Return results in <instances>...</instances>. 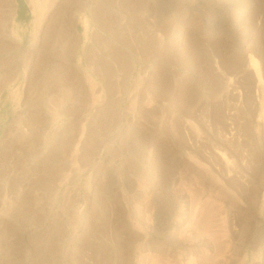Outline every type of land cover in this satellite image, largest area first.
Wrapping results in <instances>:
<instances>
[{
    "label": "rangeland",
    "instance_id": "rangeland-1",
    "mask_svg": "<svg viewBox=\"0 0 264 264\" xmlns=\"http://www.w3.org/2000/svg\"><path fill=\"white\" fill-rule=\"evenodd\" d=\"M0 1V264H264V0Z\"/></svg>",
    "mask_w": 264,
    "mask_h": 264
},
{
    "label": "bare ground",
    "instance_id": "bare-ground-1",
    "mask_svg": "<svg viewBox=\"0 0 264 264\" xmlns=\"http://www.w3.org/2000/svg\"><path fill=\"white\" fill-rule=\"evenodd\" d=\"M4 1V0H3ZM53 1V0H52ZM1 2V1H0ZM57 2V1H56ZM65 2L67 3V2H69V4L68 5H72V4H74V3H72L71 2V4H70V1H66L65 0ZM3 3V2H2ZM1 3V4H2ZM7 3V1L5 2V4ZM10 3V2H9ZM76 3V2H75ZM4 4V5H5ZM8 4V3H7ZM52 4H55V3H52ZM77 4V3H76ZM48 5V4H47ZM54 6V5H53ZM65 7H66V5H64ZM79 6V5H78ZM77 6V7H78ZM74 7V6H73ZM45 8V7H44ZM47 8V7H46ZM45 8V9H46ZM67 8V7H66ZM70 7H68V10H70L69 9ZM81 8V7H80ZM77 9V8H76ZM52 10V9H51ZM64 10H65V8H64ZM61 11V14H62V12H66V11ZM67 10V9H66ZM75 10V9H74ZM1 11V10H0ZM3 11V10H2ZM8 11V10H7ZM50 11V10H49ZM49 11H48V13H49ZM73 11V10H72ZM80 11V13L78 12V11H75V13L77 12L78 13V16H76L77 14H75V16L76 17H78L79 18V20L81 21V23L83 24V26H84V28H85V32L88 30V28H89V22H88V20H87V18L85 17V16H83L82 14H81V12L83 13L84 12V9L83 10H79ZM69 13L71 12V11H68ZM13 13H14V11H13ZM47 13V14H48ZM72 13V12H71ZM0 14H1V12H0ZM64 14V13H63ZM65 14H67V12L65 13ZM95 14V13H94ZM69 15H72V14H69ZM59 17V16H58ZM58 17H57V20H58ZM70 17V16H69ZM72 17V16H71ZM70 17V18H71ZM61 18V17H60ZM64 18V17H63ZM52 19H53V16H52ZM67 19H68V17H67ZM75 19V18H74ZM61 20V19H60ZM73 20V19H72ZM76 20V19H75ZM75 20H73V21H75ZM67 21V20H66ZM68 21H70V20H68ZM73 21H71L70 23L73 25ZM80 21H77V22H80ZM55 22H57V21H55ZM62 22V21H61ZM60 22V23H61ZM76 22V21H75ZM58 24L59 23H57V24H55L56 26H58ZM62 24V23H61ZM70 24V25H71ZM50 25V24H49ZM54 25V24H53ZM55 25H54V27H55ZM69 25V24H68ZM2 26V25H1ZM63 26V25H62ZM62 26H60V27H62ZM4 27V26H3ZM53 27V29H56V28H54ZM63 28H64V26H63ZM57 29H58V27H57ZM64 30L66 31V32H68L69 31V29L68 30H66V28H64ZM71 30V29H70ZM72 31V30H71ZM3 32V31H2ZM53 32H55V31H53ZM60 32H62V31H60ZM60 32H58V33H60ZM49 33H51V30H50V32ZM89 33V32H88ZM54 33H52V35H53ZM56 34V33H55ZM65 34V33H64ZM86 34V33H85ZM51 35V36H52ZM54 36V35H53ZM74 36V35H73ZM86 36V35H85ZM58 37H59V34H58ZM63 37V36H62ZM48 38H49V36H48ZM48 38H47V40H48ZM54 38V37H53ZM52 38V39H53ZM50 39V38H49ZM11 40H12V42H17V41H15V40H13V38H11ZM51 40V39H50ZM76 40V39H75ZM78 40V39H77ZM44 41V40H43ZM71 40H69V42H70ZM56 42V41H55ZM68 42V43H69ZM77 42V41H76ZM75 42V43H76ZM52 43V42H51ZM61 43V42H60ZM73 43H74V41H73ZM53 44H54V42H53ZM72 44V43H71ZM77 44V43H76ZM16 45V44H15ZM59 45V44H58ZM65 45V44H64ZM18 46V45H17ZM72 46L73 47H75L76 48V46H74L73 44H72ZM72 46H70V48L72 47ZM8 47H9V45H8ZM45 47V46H44ZM32 48H34L33 46H32ZM50 48V47H49ZM55 48V47H54ZM54 48H52V49H54ZM61 48V47H60ZM68 48V47H67ZM34 49H36V48H34ZM52 49H51V51H52ZM64 49V48H63ZM65 49H66V47H65ZM56 50V49H55ZM72 50V49H71ZM74 50V49H73ZM72 50V51H73ZM3 51V50H2ZM50 51V50H49ZM67 51V50H66ZM65 51V52H66ZM32 52H33V50H32ZM45 52H48V50L47 51H45ZM56 52H58V51H56ZM35 53V52H34ZM49 53H51V52H49ZM68 54H69V52H67ZM39 54V53H38ZM41 54H42V52H41ZM43 54H45L44 52H43ZM54 54V53H53ZM71 54V53H70ZM20 55H21V52H20ZM46 55V54H45ZM49 55H52V54H49ZM72 55V54H71ZM31 56V55H30ZM55 56H56V58H57V56L58 55H56L55 54ZM62 56V55H61ZM65 56V55H64ZM73 56V55H72ZM43 57V56H42ZM52 57H54L53 55H52ZM17 58V57H16ZM48 58V57H47ZM18 59V58H17ZM49 59H51V58H49ZM54 59V58H53ZM18 60H20V59H18ZM43 60H47V59H44L43 58ZM9 61V60H8ZM12 61V60H11ZM249 61H250V67L254 70V72H255V74H256V76H257V78L259 79V80H261V73H260V70H259V66H258V63H257V61H256V59H254L253 58V56L252 55H250V59H249ZM42 62V61H41ZM47 62H49V60L47 61ZM46 62V63H47ZM20 63V62H19ZM23 63V62H22ZM45 63V62H44ZM1 64V63H0ZM6 64V63H5ZM4 64V65H5ZM8 64V63H7ZM12 64H13V62H12ZM21 64V63H20ZM9 65V64H8ZM8 67V66H7ZM45 67V66H44ZM60 67V66H59ZM58 67V68H59ZM69 67V66H68ZM13 68V67H12ZM66 68V67H65ZM79 68V67H78ZM10 69V68H9ZM8 69V70H9ZM69 70H71V69H69ZM68 70V71H69ZM64 71V70H63ZM53 72V71H52ZM58 73H59V71H57ZM70 72V71H69ZM69 72H67V73H69ZM74 72V71H73ZM10 74H9V76H7V75H5V76H2L1 77V80H0V94L4 91V89H6L9 85H10V83L12 82V79L14 78V74H15V72L14 71H10L9 72ZM54 73V72H53ZM53 73H51V74H53ZM58 73L57 74H55V77L58 75ZM60 73H62V72H60ZM50 74V73H49ZM62 74H64V72L62 73ZM66 74V73H65ZM69 74H71V73H69ZM74 75V74H73ZM67 76H69V75H67ZM71 76V75H70ZM49 77V76H48ZM47 77V78H48ZM53 78H54V75L52 76ZM51 78V77H50ZM57 78V77H56ZM71 78V77H70ZM52 79V78H51ZM55 79V78H54ZM60 79V78H59ZM64 79H66L65 77H64ZM69 79V78H68ZM67 79V80H68ZM48 80V79H47ZM56 80V79H55ZM62 80V79H61ZM71 80V79H70ZM53 81V80H52ZM48 82H50V81H48ZM58 82V81H57ZM61 82H63V81H61ZM65 82H67V81H65ZM64 82V83H65ZM69 82V81H68ZM52 83V82H51ZM51 83H49L50 85H51ZM46 84H47V82H46ZM46 84H44V85H46ZM54 84H56V85H59V84H57V83H55L54 82ZM54 84H52V85H54ZM70 84V83H69ZM43 85V86H44ZM49 85V86H50ZM60 86V85H59ZM54 87V86H53ZM56 87V86H55ZM45 88V87H44ZM51 88V87H50ZM50 88H48V89H50ZM57 88V87H56ZM56 89H54V91H55ZM57 90H59V89H57ZM48 92H49V90H48ZM44 97V96H43ZM38 102V101H37ZM35 112V111H34ZM40 113V112H39ZM22 114V113H21ZM23 115V114H22ZM33 116V115H32ZM41 116V115H40ZM17 117V116H16ZM35 117H36V115H35ZM18 118V117H17ZM20 118V117H19ZM32 118V117H31ZM34 118V117H33ZM22 119V118H21ZM19 120V119H18ZM35 120V119H34ZM19 121H21V120H19ZM27 121H28V119H27ZM41 121H42V119H41ZM26 122V121H25ZM24 122V123H25ZM38 122V121H37ZM31 123V122H30ZM36 123V122H35ZM33 124V123H32ZM25 125V124H24ZM24 125L23 124H21V123H17L16 124V126L14 127V131H15V133H14V135L12 134V137H13V140L11 141V142H9V150H8V152L9 153H16L17 151H19V153L21 152V153H23L24 151H27V150H29L32 146H34L35 145V143L38 141V139H39V135L41 134L40 132H41V130H40V124H37V125H35V126H33V127H31V128H29V129H27V128H25L24 127ZM27 125V124H26ZM25 125V126H26ZM28 126V125H27ZM42 127V126H41ZM11 129V128H10ZM46 129V128H45ZM40 130V131H39ZM10 131V130H9ZM12 131V130H11ZM42 132H43V130H42ZM12 133V132H11ZM9 134V133H8ZM9 138V137H8ZM61 138V137H60ZM41 139V138H40ZM74 142H75V137H72L71 139H70V141H67V142H65V145L64 146H62V148H63V150H62V156L63 157H65V156H68L67 155V153L68 152H70L71 153V149H72V146H73V144H74ZM6 143V142H5ZM4 145V144H3ZM74 147V146H73ZM58 148V147H57ZM61 148V149H62ZM75 148H77V147H75ZM5 149V148H4ZM73 150V149H72ZM3 152H4V150H3ZM2 151H1V153H0V156H1V154L3 153ZM7 152V151H6ZM5 152V155L7 154ZM25 153V152H24ZM17 154V153H16ZM69 154V153H68ZM13 155V154H12ZM55 157V156H54ZM11 158H13V157H11ZM67 158V157H66ZM69 159V158H68ZM68 159H66V160H68ZM68 162H69V164H70V160H68ZM69 166H68V163H63V165H62V170L64 171V170H66L67 168H68ZM209 174V170H205V175H208ZM53 175V174H52ZM56 175V174H55ZM61 180V178L60 177H58V175L57 176H54V177H52L51 178V182H53V183H56L57 181H60ZM31 189V188H30ZM58 192H59V189H54V196L55 197H57V194H58ZM4 199V198H3ZM5 200H7V198L6 199H4V201ZM28 201V200H27ZM24 202V201H23ZM29 202V201H28ZM28 202L26 203V205H28ZM6 204V203H5ZM23 209V208H22ZM26 209V208H25ZM4 210V209H3ZM32 211V210H31ZM149 243H151V244H154V246H158V247H164V246H162L163 244L161 243V242H159V241H157V240H155V239H153V238H151V240L149 241ZM156 244V245H155ZM153 246V245H152ZM159 249V248H158Z\"/></svg>",
    "mask_w": 264,
    "mask_h": 264
}]
</instances>
